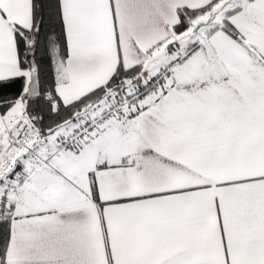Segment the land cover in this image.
<instances>
[{"label":"snow or ice","instance_id":"1","mask_svg":"<svg viewBox=\"0 0 264 264\" xmlns=\"http://www.w3.org/2000/svg\"><path fill=\"white\" fill-rule=\"evenodd\" d=\"M0 264H264V0H0Z\"/></svg>","mask_w":264,"mask_h":264}]
</instances>
